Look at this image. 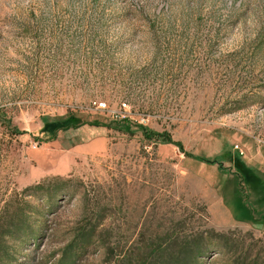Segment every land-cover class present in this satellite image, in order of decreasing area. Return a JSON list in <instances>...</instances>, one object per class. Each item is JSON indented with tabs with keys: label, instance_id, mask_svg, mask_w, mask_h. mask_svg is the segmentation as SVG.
<instances>
[{
	"label": "rangeland",
	"instance_id": "374dc122",
	"mask_svg": "<svg viewBox=\"0 0 264 264\" xmlns=\"http://www.w3.org/2000/svg\"><path fill=\"white\" fill-rule=\"evenodd\" d=\"M0 264H264V0H0Z\"/></svg>",
	"mask_w": 264,
	"mask_h": 264
},
{
	"label": "built area",
	"instance_id": "2783aa9c",
	"mask_svg": "<svg viewBox=\"0 0 264 264\" xmlns=\"http://www.w3.org/2000/svg\"><path fill=\"white\" fill-rule=\"evenodd\" d=\"M103 106H105V103H103Z\"/></svg>",
	"mask_w": 264,
	"mask_h": 264
}]
</instances>
